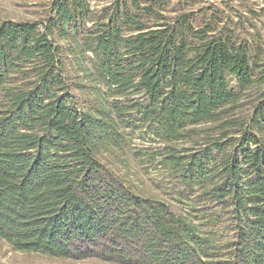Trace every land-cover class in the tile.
<instances>
[{"label": "trees", "instance_id": "obj_1", "mask_svg": "<svg viewBox=\"0 0 264 264\" xmlns=\"http://www.w3.org/2000/svg\"><path fill=\"white\" fill-rule=\"evenodd\" d=\"M105 1L0 21V241L69 261L264 264V69L211 20L165 14L171 0Z\"/></svg>", "mask_w": 264, "mask_h": 264}, {"label": "rangeland", "instance_id": "obj_2", "mask_svg": "<svg viewBox=\"0 0 264 264\" xmlns=\"http://www.w3.org/2000/svg\"><path fill=\"white\" fill-rule=\"evenodd\" d=\"M89 6L99 9L105 6V0H86ZM49 0H0V21L13 20L24 21L39 19L45 15ZM264 0H171L166 3V13L172 17L175 13L185 14L184 17L192 20L191 13L195 14V26L205 20H211L216 28H221L231 37H241L246 45V53L249 58H257L258 63L264 69ZM228 83L234 86V80L229 78ZM254 97V90L243 94L240 98L238 111L243 114L249 112ZM83 97L81 96V99ZM148 138L133 139L135 146H152L156 142L147 141ZM121 166L115 164V167ZM130 168H133L130 166ZM140 189L156 195L160 192V179L151 174L142 172ZM161 186V187H160ZM0 264H109L94 259L84 261H69L43 256L38 253L14 252L6 243L0 241Z\"/></svg>", "mask_w": 264, "mask_h": 264}]
</instances>
